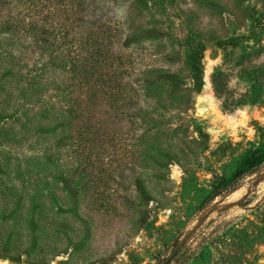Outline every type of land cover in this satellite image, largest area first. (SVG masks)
<instances>
[{"label": "rangeland", "instance_id": "374dc122", "mask_svg": "<svg viewBox=\"0 0 264 264\" xmlns=\"http://www.w3.org/2000/svg\"><path fill=\"white\" fill-rule=\"evenodd\" d=\"M99 1L124 85L86 140L49 22L0 16V264H264V0Z\"/></svg>", "mask_w": 264, "mask_h": 264}, {"label": "trees", "instance_id": "16d2710c", "mask_svg": "<svg viewBox=\"0 0 264 264\" xmlns=\"http://www.w3.org/2000/svg\"><path fill=\"white\" fill-rule=\"evenodd\" d=\"M109 12V7L99 0H0V16H6L5 28L37 35L42 24L49 22L50 38L41 41L49 47L52 42L62 54L65 63L60 65L57 76V95L63 100L66 96L72 99L71 109L82 120L79 140H86L92 128L93 121L88 123L90 117L84 113L90 111L94 121L103 122L98 109L109 100L115 104L114 92L124 85L118 70L120 57L113 49L119 23ZM194 54L191 68L199 88L203 84L201 50ZM213 86L219 92L216 77Z\"/></svg>", "mask_w": 264, "mask_h": 264}, {"label": "water", "instance_id": "95a60500", "mask_svg": "<svg viewBox=\"0 0 264 264\" xmlns=\"http://www.w3.org/2000/svg\"><path fill=\"white\" fill-rule=\"evenodd\" d=\"M169 260L163 261L161 264H168Z\"/></svg>", "mask_w": 264, "mask_h": 264}, {"label": "bare ground", "instance_id": "6f19581e", "mask_svg": "<svg viewBox=\"0 0 264 264\" xmlns=\"http://www.w3.org/2000/svg\"><path fill=\"white\" fill-rule=\"evenodd\" d=\"M208 85H210V82L209 81H207V83L205 84V86H208Z\"/></svg>", "mask_w": 264, "mask_h": 264}]
</instances>
